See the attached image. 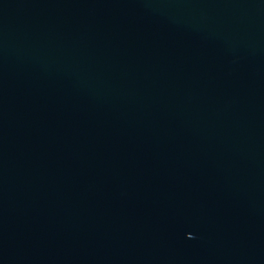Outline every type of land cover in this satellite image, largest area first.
Instances as JSON below:
<instances>
[{"label":"water","instance_id":"95a60500","mask_svg":"<svg viewBox=\"0 0 264 264\" xmlns=\"http://www.w3.org/2000/svg\"><path fill=\"white\" fill-rule=\"evenodd\" d=\"M0 264H264V0H0Z\"/></svg>","mask_w":264,"mask_h":264}]
</instances>
